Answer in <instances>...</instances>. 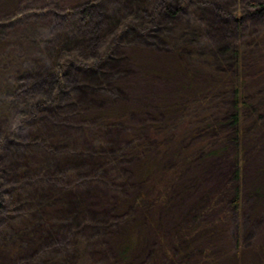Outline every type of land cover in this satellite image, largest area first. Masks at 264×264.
Masks as SVG:
<instances>
[{"label":"trees","instance_id":"obj_1","mask_svg":"<svg viewBox=\"0 0 264 264\" xmlns=\"http://www.w3.org/2000/svg\"><path fill=\"white\" fill-rule=\"evenodd\" d=\"M198 3L0 0V97L6 99L5 105L13 102L21 109V118L5 120L0 129V218L4 217L5 227L16 229L14 225L20 223L17 230H21L27 223L38 222L42 242L52 248L62 242L60 245L73 254L76 264L91 263L92 256L113 264L216 262V255L204 241L224 228L204 218L202 207L207 204L200 203L203 199L189 211L176 205L179 179L193 158L208 160L226 150L225 146L213 148L212 143L214 130L227 121L232 129L226 138L235 146L232 174L236 188L231 205L239 214L242 212L246 112L252 105L249 91L255 77L251 75L254 67L245 64V50L255 33L247 38L246 30L255 20L264 26V0H229L232 10L225 26L213 36L199 23L212 48L208 68L202 65L205 61L189 60L179 50L174 51L176 54L164 51L169 56L159 54L162 59L177 57L182 76L176 98L163 100L155 113L149 111V121L144 125L131 124L148 102L123 98L100 105L94 94L125 96L116 92L123 83L116 73L117 64L125 59L123 48L133 40L141 44L134 49L133 60L146 65L151 52L157 51H150L148 46L154 45L151 41L163 25L164 15H182ZM40 23L48 29L44 36L29 35V42L12 39L13 30L21 24L30 30ZM141 37L148 42L141 43ZM32 52L36 54L31 56ZM156 67L167 69L165 65ZM257 74H264V65L259 66ZM226 89L233 94L231 114L226 120L210 116L213 96ZM171 112L178 114L168 124L163 117ZM263 118L261 113L254 118L258 127L263 128ZM79 120L83 125H76ZM24 123L37 127L38 135L21 132ZM203 124L209 132L200 135L197 129ZM83 128L92 135L84 146L76 133ZM117 136H125L120 141L127 145L119 152L112 146ZM133 138L136 140L131 142ZM26 146L38 156H25L28 160L24 161L22 151ZM128 155L139 158L135 167L139 171L137 180L143 184L131 182L120 167V161ZM259 189L264 190V186ZM98 191L108 197L107 207L93 212V207L85 203V194ZM207 199L215 202L216 196L209 193ZM53 204L64 209L65 217L53 215L47 220ZM168 208L174 214V228L169 234L165 219ZM240 235L238 227L234 264H264V253L256 261L244 260Z\"/></svg>","mask_w":264,"mask_h":264},{"label":"rangeland","instance_id":"obj_2","mask_svg":"<svg viewBox=\"0 0 264 264\" xmlns=\"http://www.w3.org/2000/svg\"><path fill=\"white\" fill-rule=\"evenodd\" d=\"M33 1L35 0H29V2ZM66 2H72V0H66ZM231 10L229 0H199L196 7L188 8L182 15H164L161 21L163 25L159 29H156L155 37L151 41V44L154 45L148 46L150 51L151 48L157 51L151 52V58L149 57L145 63L146 65L140 66L133 60V51L136 47H141V44L133 40V43L127 44L123 48L122 56L125 59L117 64L116 72L119 73L118 77L120 80L122 79L123 83H121L120 88H117L116 92L125 96L120 97L116 94L104 96L94 92L97 95V98H95L97 103L100 105L102 103L110 105L123 98L125 101L138 99L144 103L148 102L145 106H141L139 110L141 116L131 124L136 127L144 125L149 121V111H152L151 114L155 113V110L162 105L163 100L166 99L168 102H171L176 98V86L182 76V69L177 57L162 59L159 54L161 53V56L163 54L169 56L170 54L168 53L179 50L184 56L189 57V60L192 58V61H205V64L202 65L204 68H208V60H212L209 59V50L212 48L208 46L209 37L204 30H200L201 26L199 23L204 24L213 36V33H217L220 27L225 26V20ZM259 22L261 21L257 22L255 20L246 30L248 34L246 35L247 38H250L255 33L252 44L245 50V64L248 67H254L252 71L255 69V72H252L251 75L255 77L251 81L249 91L252 105L246 112V119L248 120H246V139L244 140L246 162L242 184L244 197L242 212L239 214L231 205V199L236 188V180L232 174L235 160V146L229 144L230 141L226 138V134L230 132V128L232 129L230 124L226 123L227 121H223L225 125L220 127V129L214 130L213 135L215 136V140L212 143L214 144L213 148L225 146L226 150L216 154L214 158L210 157L208 160H201L199 157L193 158L188 169L185 170L186 172L184 171L179 179L180 190L177 196L178 204L176 205L184 211H189L203 199L200 203L207 204L206 207H202V211L206 215L204 218L213 222L217 228H224L219 229L204 241V244L209 246L210 251L216 255L214 257L217 260L212 264H234L238 227L241 230L240 243L243 248L242 254L244 260L256 261L264 253V190L259 189L261 186H264L262 169L264 168V118L263 128L258 127V124L254 121V118H257L259 113L264 115V74H257L259 66L264 65V26ZM224 30L220 29V31ZM47 32L48 29L44 23L31 27L30 30L21 24L13 30L11 37L13 40L19 38L25 42H29V35L37 38L35 35L42 37ZM224 33L228 34L227 31H224ZM143 39L145 38L141 37L139 41L143 44L148 42V40L145 41ZM38 52H40V48L36 51L39 58ZM36 53L32 52L31 56ZM31 56V60L34 61L35 59ZM163 65L167 67V69L164 68V71L158 70L156 67L160 66L162 68ZM3 100L6 99L0 97V126L2 125L0 129L6 124L5 120L15 121L21 116V109L17 104L6 102L7 104L5 105ZM232 102L233 94L231 90L226 89L216 92L213 96L212 104L208 109L209 115L226 120L231 114ZM95 104L92 105L96 106L97 104ZM183 104L187 105L185 101H183ZM87 105H90V103L85 104V106ZM177 114L176 112H171L169 117H163V119L168 123L169 119L175 120ZM251 122H253L254 127ZM77 124L83 125L82 120H79ZM20 128L21 132H26L25 134L30 133L32 136L38 135L40 132L37 127L30 123L21 124ZM79 128L81 129V127ZM208 130L207 124H203L197 129L200 135L209 132ZM76 133L80 134L79 138L83 146L89 144L92 135L86 128ZM120 137L125 138V136ZM121 138L117 136V139L112 141L113 149L116 152L121 151L122 147L127 146L126 143L124 144V141H120L122 140ZM198 139L199 137L197 136ZM135 140L136 138L131 140V142ZM22 152L24 153V161L28 160L25 156H38V152L30 149L29 146H26L25 151L23 150ZM138 159L137 156L128 155L125 160L120 161V167L124 170L126 177L129 176L131 182H138L139 171L135 167ZM169 159L173 161L172 158L169 157ZM104 176L107 177L106 174ZM183 186L184 188L181 189ZM209 193L216 196L215 202L210 200L206 202ZM107 200L108 197L99 191L89 193L88 195L85 194V203L93 207V212L105 209L107 207ZM59 204H53L48 210L47 220H50L53 215L57 218L65 217L64 214L66 212ZM172 211L169 208L166 211V232L168 234L174 228V214L171 213ZM3 219L4 217L0 218V264H76L72 258L73 254L68 253L60 245L62 242H59L60 244L55 246V248L42 242L41 235L37 233L38 222L33 224L27 223L24 229L17 230L21 226L20 223L14 225L16 229L13 227L9 229L5 227ZM108 251H110V247H108ZM149 251L150 249L146 251L145 256L143 255L144 258L149 255ZM89 259L91 263L88 264H113L111 261H101L97 256H92ZM195 263L196 261H191L188 264Z\"/></svg>","mask_w":264,"mask_h":264}]
</instances>
